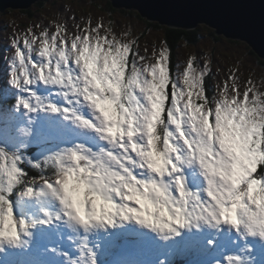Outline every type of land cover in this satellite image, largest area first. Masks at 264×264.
<instances>
[{"label": "clouds", "instance_id": "9594fccd", "mask_svg": "<svg viewBox=\"0 0 264 264\" xmlns=\"http://www.w3.org/2000/svg\"><path fill=\"white\" fill-rule=\"evenodd\" d=\"M105 35L114 41L117 39L111 33L106 32ZM77 43L83 46L91 41ZM67 55L79 68L78 77H68L67 73L55 72L46 78L50 84L63 86V90L69 94L66 99L82 98L95 123L83 119L75 112L71 115L62 114L63 118L82 131L94 133L109 148H123L125 138L131 146L133 136L144 141V144L137 145L133 151L143 162L139 166L146 168L148 175L145 179L137 180L112 152H105L104 147L93 151L81 143H76L73 151L65 152L59 158L53 156L47 159L39 169L49 170L51 175L46 178L40 176L39 181L32 180L28 183L42 184L47 179L55 184V187L48 185L44 189V194L50 200L58 202L59 211L64 213L71 227H75L76 224L83 226L108 217L115 210L114 195L121 197L122 201L135 202L138 207L132 211L144 219L162 218L169 212H176L177 209L172 206L173 198L168 183L163 179L164 176L171 179L168 170L170 166L174 171L176 169L164 152L160 151L161 132L165 136V144L168 143L167 137L172 134L163 125L159 115L146 110L139 120L135 118L133 113L139 110L131 93L132 81L125 83L122 62L107 53V49L101 53L90 49L83 58L76 49L69 50ZM64 63L66 66V61ZM150 83L158 85L159 76L151 78ZM150 91L147 90L145 94H150ZM157 91L162 89L157 88ZM152 99L155 100L156 97L153 95ZM219 99L221 111L218 122L214 121L212 125L206 123L205 103L203 105L205 111L198 113L195 120L199 129L198 147L195 153L189 148L182 159L177 158V162L183 168L195 167L203 178L204 191L211 199L209 207L212 211L207 213L209 218H213L214 214L215 218L219 219L222 215L227 221L232 222L234 227L238 222V231L242 239L250 237L264 242V175L256 178L245 175L238 178L235 175V153L219 147L223 142V132L230 136L233 142L242 143L252 156L259 154L258 150L264 145V93H260L259 97L254 94L253 100L249 101L247 106L236 100L231 92L220 94ZM75 107H83V104ZM67 111L65 109V112ZM174 123L176 132H180L181 121L176 119ZM26 134H30V129ZM5 155L11 160L13 154L5 152ZM116 166L120 171L115 170ZM22 185H25L23 176L9 177L5 174L0 178L2 235L12 233L13 224L7 214L8 198L13 191L18 197H25L24 188L20 187ZM176 186L177 191L182 193V201L185 198H195L193 192L183 191L179 176L176 177ZM31 226L29 219L23 230L27 231ZM212 226L218 227L215 223ZM236 264L246 262L241 259L237 260Z\"/></svg>", "mask_w": 264, "mask_h": 264}, {"label": "snow or ice", "instance_id": "6c2138e0", "mask_svg": "<svg viewBox=\"0 0 264 264\" xmlns=\"http://www.w3.org/2000/svg\"><path fill=\"white\" fill-rule=\"evenodd\" d=\"M114 21L108 20L107 23L98 22L94 26L91 21H88L87 25L78 32L71 36V39H66V27L63 24H58L55 32L49 34L47 29L40 32L39 36L35 33L29 32L31 39L26 36L23 40V48L21 49L19 43L16 40L12 41L11 47L14 49V56L11 64V80L10 84L18 90V96L16 98L17 108H23L27 112H33L36 110L49 111L51 113L59 112L60 115H71L75 112L77 115L85 120H92L90 110L83 99L67 100V103L74 101L75 105L83 104V108L88 111H83L80 108L73 107L71 109L61 108L59 105L54 106V101L48 97H40L34 92L29 91V85L37 83V81H44L50 84L48 75L59 72L61 74L67 73L68 77H78L79 68L73 63L71 58H68L67 53L71 49H76L81 53V58L84 54H87L90 49H94L96 53L104 52L107 49V53L111 54L119 62H122L124 66V80L125 83L132 81L130 88L131 93L136 100V108L138 112H134L133 115L137 120L145 114V111L156 113L159 115V119L162 120L163 125L167 127L168 131L172 134L167 137L168 143L165 144V136L161 132L160 134V151L164 152L166 157L171 160V164L175 166V171L170 166L169 172L171 173V179L168 176H164L163 179L168 183L169 191L171 192L172 206L177 209L176 212H169L165 217L152 219H144L137 216L132 209L138 207V205L131 200H123L119 196H113V204L115 210L108 217L102 218L97 221H93L90 224L81 226L76 224L75 227H71L64 213L59 211L49 212L43 207L40 209L43 218L31 219V228H35L37 225L51 224L53 222H62L74 233H83L78 235L79 241L77 245L78 255L81 259H73L65 253L67 264H97L96 254L92 247L87 243L88 235L95 234L96 230H126L129 226H135L140 230L141 235L155 234L156 237L163 241H171L175 243V238L180 237L185 229H195L199 231L192 232V236L198 237L201 232L207 229L212 234L219 232L222 229L234 230L239 234L238 222L236 226H233L232 222H229L222 215L219 219L209 218L207 213L212 211L209 205L211 199L204 191V181L202 180L199 185V192H193L195 198L181 200V194L177 191L176 177H181V184L183 185V191L187 192L186 184L184 183V177L182 175V166L177 162V158L182 159L183 155L188 152L189 148L195 153L197 144V135L199 129L196 127V117L200 112L205 111L203 105L207 103V116L205 117L206 123L212 125L214 121L218 122L219 113L221 111L220 94L231 92L236 100L243 102L245 106L249 101L253 100L254 94L259 97V93L246 90L243 93V98H240V92L235 83V77H229L233 83L231 87L227 83H224L217 96L209 98L205 89V80L207 76L211 75V56L208 53L203 55L204 63L200 64V57L196 54H192L188 57L186 67L182 73L181 79L169 80L168 62L170 59V46L167 42H163V45L159 51L158 57L154 63H138L139 61H146V57L141 56L139 51L134 49L137 41L131 38V32H122L119 36L114 32ZM79 29V26H77ZM111 33L112 36L117 39L114 41L110 36L105 33ZM65 34V35H62ZM95 37V39H93ZM123 38V39H121ZM77 41H91V43H85L83 46L77 43ZM128 41H131L130 43ZM38 44V47H37ZM38 54V59L34 62L33 53ZM131 57V59H130ZM63 58V59H62ZM107 58V56H106ZM64 61H66V66ZM47 69V73H45ZM159 76V84H151L150 79ZM66 83V81H65ZM171 83L170 95L166 93V86ZM236 85L235 87L233 85ZM57 85L58 84H50ZM136 85H139L137 87ZM157 88L162 91H157ZM151 90L150 94L146 95L147 90ZM251 91V99H249V92ZM57 95H63L67 97L69 94L61 88ZM156 99L153 100L152 96ZM195 95V98H193ZM165 100H168L167 106H165ZM198 101V102H197ZM127 107V105H125ZM65 109L68 111L65 112ZM162 113L164 115H162ZM211 118V120H210ZM179 119L181 121L180 132H176L174 121ZM66 120V119H65ZM219 127V124L216 123ZM159 130V125L157 126ZM181 136L183 138H181ZM215 140V138H213ZM223 142L220 144V148H224L230 153H235L236 168L235 175L238 178H242L245 175L250 178H256L257 176L264 175V145L260 147L259 154L252 156L249 154L245 146L242 143L233 142L231 137L222 132ZM132 145L129 146L127 139L124 140V147L109 148L104 145L105 152H112L114 156L124 165L131 175L137 180L145 179L148 175L147 169L141 167L143 162L139 160L137 154L133 149L137 145L144 144V141L138 139L136 136L132 137ZM76 143L67 142L69 147L57 146L55 149H48L42 153L37 159L27 158V163L36 169L43 167V164L47 159L56 156L59 158L63 153L73 151ZM100 148V147H99ZM215 149V144H213ZM47 153V154H46ZM43 157V160L40 157ZM25 157L13 153L11 160L5 155L3 150H0V178L5 174L9 177L25 176L26 174L18 166L20 162L25 161ZM116 171H120L119 167H115ZM46 171V170H45ZM45 171H40V176L45 178L48 176ZM123 174V173H122ZM35 180V179H33ZM25 183H28L25 181ZM37 185V184H36ZM24 188V196L30 197L35 192L36 196L44 194V189L51 185L55 187V184L51 180H45L44 183L39 184L40 191H35L34 186ZM179 193V195H175ZM59 206V205H58ZM126 206V208H125ZM14 209L12 204H8L9 219L13 224V230L11 235L0 234V251L4 246H8L12 249H19L21 244L25 243L22 240V236H28L29 232L24 231V227L27 225L24 219L13 218ZM179 217V218H178ZM223 221V222H221ZM215 223L218 227H213ZM240 235V234H239ZM241 237V236H240ZM207 245H212L213 240L206 241ZM195 242H190L182 247L169 250V255L172 257L184 256L197 251ZM241 252L244 251L242 248ZM251 251V250H249ZM227 252H222L224 256ZM239 254L228 255L226 261L223 260V264H236L237 260H241ZM160 264H164V261H160ZM213 264H221V261H213Z\"/></svg>", "mask_w": 264, "mask_h": 264}, {"label": "rangeland", "instance_id": "374dc122", "mask_svg": "<svg viewBox=\"0 0 264 264\" xmlns=\"http://www.w3.org/2000/svg\"><path fill=\"white\" fill-rule=\"evenodd\" d=\"M42 4H32L27 9L19 8H8L3 12H0V96L4 94L6 90V84L13 87L10 84L11 80V64L14 56V49L11 47L12 41L16 40L21 49L26 52V49L23 48V40L27 36L28 39H31L29 32L35 33L39 36L40 32L44 29L49 31V34L55 32L58 24H63L66 27V36L71 37L75 35L78 30H82L88 23L91 21V24L94 26L98 22L107 23L108 20H113L114 32L119 36L122 32L129 31L131 32V38L136 39L137 43L134 45V49L138 50L141 56L146 57V61H139L138 63H154L155 59L159 55V51L163 45V31L155 29L147 25V20L140 16V14L135 11V9H125V8H109L108 0H39ZM38 1V2H39ZM79 26V29L77 28ZM198 26H203L202 24ZM200 28L201 30V40L198 43L187 44L179 43L178 48L175 53V60L173 65H171V55L168 62V73L169 80L181 79L184 68L186 67L187 59L193 53L200 57V64L204 63L203 55L205 53L210 54L211 56V75L207 76L210 80V89L212 93L209 98L213 96L218 97V93L221 90V87L224 83H227L231 87L233 80L228 79L229 77H235V83L240 92V98H243V93L246 90L251 89L257 93H264V66L260 64L258 56L251 50L248 44L239 39H229L220 35L216 36L211 35L210 27ZM62 35H65L62 33ZM168 45V44H167ZM169 46V45H168ZM38 47V44H37ZM34 62L38 59V54L33 53ZM131 59V57H130ZM45 69V73H47ZM205 89H206V85ZM62 85H50L44 81H37V83L29 85V91L34 92L36 95L44 98L48 97L54 101V106L59 105L61 108L71 109L75 107L74 101L72 103H67L65 96L57 95L60 92ZM15 88V87H13ZM16 89V88H15ZM17 90V89H16ZM18 91V90H17ZM166 93L170 95L171 93V83L166 86ZM208 90L206 89V92ZM2 92V93H1ZM0 97V99H1ZM195 98V95L194 97ZM249 99H251V91L249 92ZM4 100H0V117L7 116V110L11 105L15 108L16 99H7L8 104L4 106ZM198 102V101H197ZM168 100H165V106H167ZM22 115L28 117L23 121H9V120H18L16 115L8 116V118L2 119L4 121L3 125L0 124V141L1 144L9 145L7 149H10L9 154H17L18 148L17 145L25 143L29 138H35L37 136H42L39 125H35L29 116H34L38 118L39 123L42 122V125L48 127L46 129L47 141L56 140V129L55 124L59 121L63 122V118L59 117V112L48 114L49 111L36 110L33 112H27L23 108H20ZM19 111V108L16 109ZM81 110L88 111L81 107ZM51 113V112H50ZM46 114V115H45ZM44 116L43 118H40ZM162 115H164L162 113ZM55 118V119H54ZM211 120V118H210ZM51 126V127H50ZM68 128V124L64 125ZM30 129V134H26V131ZM16 133L17 138L15 141L10 142V138H14V134L9 131H18ZM90 133V132H89ZM44 135V134H43ZM94 135L95 140L98 143V146L93 147V151H97L99 147H102L101 141L98 137ZM68 139L72 143H81V138L76 133L67 134ZM45 145L44 142H42ZM53 144V143H52ZM83 144V143H81ZM34 146V145H33ZM61 147V145H59ZM70 146V145H69ZM68 146V147H69ZM54 147V145H52ZM57 147V146H56ZM55 147V148H56ZM51 147H43L40 140H36L34 151L35 154H42L48 149H55ZM12 151V152H11ZM47 154V153H46ZM31 153H28V156H31ZM43 160V159H42ZM183 174V168H182ZM26 175L24 179H26ZM184 177V176H183ZM6 179V177H4ZM187 182V181H186ZM195 184L194 182L188 183V185ZM38 186V185H37ZM188 186L186 190L188 191ZM34 196L35 192L33 193ZM44 195V198L47 197ZM175 195H179L175 193ZM38 197V196H36ZM41 197V196H39ZM38 197V198H39ZM25 197L21 198L15 195L14 201L16 204H19L24 200ZM19 200V202H18ZM10 202V200H9ZM12 203V202H10ZM21 204V203H20ZM13 205V204H12ZM58 202L51 200L47 205L45 204L43 208L49 212L58 211ZM40 211V210H38ZM14 221L16 217H14ZM40 218H43L41 216ZM39 218V219H40ZM47 225L51 226L49 230V235H46L45 239L42 235L44 229ZM36 228L40 229L38 237L29 236V248L32 251L41 250L39 252L44 261L48 264H55L53 258L55 257L54 253H57V250L62 244H60L58 237L59 235H65L67 237V242L74 243V236L69 232L70 229L67 228L62 222H53L51 224L37 225ZM140 231V230H139ZM36 234V233H35ZM50 239L51 245L44 247L42 246L43 240ZM126 256L128 252L125 251L122 253V264H128ZM264 264V255L262 256Z\"/></svg>", "mask_w": 264, "mask_h": 264}, {"label": "water", "instance_id": "95a60500", "mask_svg": "<svg viewBox=\"0 0 264 264\" xmlns=\"http://www.w3.org/2000/svg\"><path fill=\"white\" fill-rule=\"evenodd\" d=\"M39 0H0V12L27 9ZM114 8L135 9L149 22L195 29L205 23L215 34L246 42L264 59V0H109Z\"/></svg>", "mask_w": 264, "mask_h": 264}, {"label": "bare ground", "instance_id": "6f19581e", "mask_svg": "<svg viewBox=\"0 0 264 264\" xmlns=\"http://www.w3.org/2000/svg\"><path fill=\"white\" fill-rule=\"evenodd\" d=\"M109 1V0H108ZM110 2V1H109ZM36 4V3H35ZM23 10V9H22ZM136 11V10H135ZM200 25V24H199ZM202 25H207V24H205V23H202ZM208 26V25H207ZM208 27H210V26H208ZM210 28H212L214 31H215V28H213V27H210ZM185 30V29H184ZM214 35V34H213ZM217 35V34H216ZM218 35H223V34H218ZM224 36V35H223ZM225 37V36H224ZM227 38V37H226ZM229 39H233V38H229ZM243 41V40H242ZM250 47V46H249ZM251 48V47H250ZM252 49V48H251ZM253 51V50H252ZM254 52V51H253ZM255 53V52H254ZM256 54V53H255ZM257 55V54H256ZM258 56V55H257ZM259 57V56H258ZM260 58V57H259ZM60 118H62V117H60ZM63 120V122L62 121H59V123H61L63 126L65 125V124H68V128H66L65 126V128L67 129V131H68V134H71L72 132L73 133H76V134H78L82 139H84V138H87V139H89V141L90 142H92V140L94 139V133H89V132H87V131H82V130H80V129H78V128H76V127H74L73 125H72V123L69 121V120H65V119H62ZM101 144H102V146H104L105 145V142H103V141H101ZM83 145H85L84 143H83ZM88 148H90V147H88ZM91 149V148H90ZM92 150V149H91ZM183 176H184V183L187 185L188 183H192V182H196V183H198V184H200V182L203 180V178L199 175V173L197 172V170H196V168L195 167H192V168H183V174H182ZM187 181V182H186ZM198 189H199V187H198ZM177 194H179V193H177ZM144 237H146V235H141L140 234V232H139V235L135 238V243H134V247L135 248H137V249H140V250H142L143 248H144V246L146 245V243L144 242ZM160 242H162V240L161 239H154V240H152V248H154L155 249V251H154V253L153 254H150L149 256H150V260H151V262H150V264H160V261H162L163 260V255H166V250H162V248H161V246H158V244L157 243H160ZM252 243H253V241H252ZM252 243H251V241H250V244L252 245ZM243 248V247H242ZM242 248H240V250L242 249ZM136 249V250H137ZM244 249V248H243ZM162 250V251H161ZM0 252H2V251H0ZM167 253H169V252H167ZM198 255L199 256H201L200 255V253H198ZM147 259H148V256H147ZM128 264H131V263H128Z\"/></svg>", "mask_w": 264, "mask_h": 264}, {"label": "trees", "instance_id": "16d2710c", "mask_svg": "<svg viewBox=\"0 0 264 264\" xmlns=\"http://www.w3.org/2000/svg\"><path fill=\"white\" fill-rule=\"evenodd\" d=\"M37 4L40 5L42 3H40V1H39V2H37ZM108 4H109V8H113L109 1H108ZM147 25L150 27H153L155 29L163 31V39L170 46L171 65H173V62L175 60V53H176V50L178 48V44L181 42H183V43L185 42V43L190 44V45L193 43H198L202 39L201 38L202 33L200 31L201 30L200 28L206 27L203 25L202 27L197 26L195 29L184 30V29H179V28H170V27H167L165 25H160L157 22H147ZM214 32L215 31L212 28H210L211 35L214 34L213 36H216V38H220V37H218L220 35H216ZM258 60H259L260 64L264 66V59L258 58ZM205 85H206V89L208 90L207 95L210 96L212 91L209 90L210 89V80L208 77H206ZM24 171L25 170H23V172ZM25 184H27V183H25ZM20 187L25 188L26 185H22ZM13 201H14V198H10V202H12L11 204H13Z\"/></svg>", "mask_w": 264, "mask_h": 264}]
</instances>
